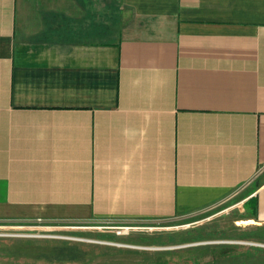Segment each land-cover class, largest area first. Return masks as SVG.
Wrapping results in <instances>:
<instances>
[{"label":"crops","instance_id":"1","mask_svg":"<svg viewBox=\"0 0 264 264\" xmlns=\"http://www.w3.org/2000/svg\"><path fill=\"white\" fill-rule=\"evenodd\" d=\"M231 194L264 225V0H0V223Z\"/></svg>","mask_w":264,"mask_h":264},{"label":"rangeland","instance_id":"2","mask_svg":"<svg viewBox=\"0 0 264 264\" xmlns=\"http://www.w3.org/2000/svg\"><path fill=\"white\" fill-rule=\"evenodd\" d=\"M241 199L169 220L0 223V264H264Z\"/></svg>","mask_w":264,"mask_h":264},{"label":"bare ground","instance_id":"3","mask_svg":"<svg viewBox=\"0 0 264 264\" xmlns=\"http://www.w3.org/2000/svg\"><path fill=\"white\" fill-rule=\"evenodd\" d=\"M238 224L239 225H249V224H251V221H242V222H239Z\"/></svg>","mask_w":264,"mask_h":264}]
</instances>
